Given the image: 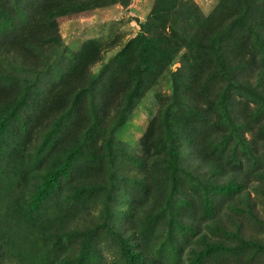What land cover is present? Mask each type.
Returning a JSON list of instances; mask_svg holds the SVG:
<instances>
[{
    "label": "rangeland",
    "instance_id": "rangeland-1",
    "mask_svg": "<svg viewBox=\"0 0 264 264\" xmlns=\"http://www.w3.org/2000/svg\"><path fill=\"white\" fill-rule=\"evenodd\" d=\"M70 6L75 11L52 14ZM45 31L58 37L43 44L44 57L15 61L25 40ZM230 78L238 89L222 96ZM219 97L215 115L190 120ZM221 122L218 140L227 146L217 153L227 167L213 180L233 181L241 192H217L210 214L201 203L184 208L211 187L188 176L176 200H157L156 188L144 194L147 180L165 176L151 165L156 160L183 158L209 172L197 151L212 154L215 137L200 130ZM135 155L149 159L146 173ZM0 157V264L52 263L60 237L48 211L59 193L93 215L78 227L88 238L64 240L74 247L63 249L90 253L95 264L114 255L124 264V252L138 248L151 259L162 252L168 264H190L186 254L197 245L190 226L212 245L227 244L204 264H264V0H0ZM52 173L51 190L29 213L33 188ZM83 181L97 188L75 198L69 189ZM151 206L160 207L143 231L148 225L137 218Z\"/></svg>",
    "mask_w": 264,
    "mask_h": 264
},
{
    "label": "trees",
    "instance_id": "trees-1",
    "mask_svg": "<svg viewBox=\"0 0 264 264\" xmlns=\"http://www.w3.org/2000/svg\"><path fill=\"white\" fill-rule=\"evenodd\" d=\"M73 6H74V4H73ZM69 8H70V10H67L64 7H61V8L56 7V9L52 12V14L54 16H58L59 13L61 15L62 13H68L70 11H75V8H73L71 6ZM54 35L55 36H53L52 33L45 31V35H43V37L41 39H38L37 41H34L30 38H27L25 40V47L22 48L20 51L16 50V52H14L13 57H14L15 61H20L22 64H24L26 66L28 63H30L29 62L30 59L32 61L33 59H37L40 56L44 57V55H45L44 49L45 48L43 47V44H45V45L48 44V42L50 40L57 41L58 36H57V34H54ZM8 52L6 49L5 54H7ZM228 83L231 86H233V85H235V86H233V87L228 86L227 87V85L225 84L226 85V88L224 89L225 94H223L222 96H229V94H231V91H233L234 89L235 90L238 89V87H236V86H238V83L233 78H230L228 80ZM204 99H209V98L207 96H204ZM221 100H222L221 97H219V98H216L214 103L211 101L210 102L207 101L206 103H208L210 105L209 108L208 107L206 109L205 108L204 109L203 108H197L196 110H193L192 113L190 112L191 113L189 116L190 120L192 119L195 121L196 119H199L200 117H203V118L212 117L213 115H215L214 114L215 112L213 111L212 107H218L219 108V105L222 104ZM217 118L224 119V116L221 114H217ZM226 120L230 123V117L226 118ZM214 124H216V122ZM222 125L223 124L221 122V126L216 125V126H213L211 128H209L207 126V128L203 127L200 130V132L208 133L209 134L208 137H211L212 135H214V137H215V140L212 139L213 142L211 143V145H209V149H208V152L212 153V154H204L201 151H197L199 153V155H201L200 159L206 163L207 167H209L208 168V169H210L209 172L199 173L198 170L188 168L187 166H185L183 158H181L180 161H179V159H177L178 163L176 165L172 164L169 160L164 159L165 160L164 161L162 159V161H159V160H156V158H153L152 160H156L154 163L155 165L153 163H151V165L152 166H158L160 171L165 176L163 178L158 179V180H151L150 182L147 180V182L145 183L146 188L143 191L144 194L149 196L153 193L152 190L154 188H156L153 195L155 196V198L157 200L160 201V198L166 199V197H168V201H170V202L173 200H176L178 195L179 196L182 195V192H180V189L183 186V183H182L183 179L182 178L188 176V177H191L195 183H200L202 188H205V186L207 184H210L211 185L210 189H214V190L209 189L205 193L204 192L200 193L199 196L196 198L195 197L193 198L192 196H190L189 203H186L184 205V208H186L187 206H190L194 209H197L198 205L201 203L200 208H205L206 212L208 214H210L212 211V206L214 204H216V201H217V200L213 199L214 195H215V198H217V194H216L217 192L223 190L224 195H225L226 191H228L229 193H232L233 191H234V193L241 192L240 187L234 185L233 181L225 183L224 185H218V183L213 180V178H217L218 176H220L224 172L223 169H226V167H227L225 164V161H224V156L217 153V152H222L227 146V145H225L224 149L221 148L222 144L218 140V137L220 135H222V133H224ZM232 132H234V131H232ZM230 137H228V138L223 137V140L226 143H228V140L230 139ZM110 140L112 142H114L113 139H110ZM108 145L109 146L112 145L111 142ZM144 153L149 155L148 147H146L143 144V154ZM171 155L174 156L173 154H171ZM138 158L140 160H142L141 162H142V164H144V166L142 167L143 168L142 171L146 173L145 168L149 165V163H148L149 159L143 158V157L141 158V157H138L137 155H135V159H138ZM158 158H160V157H158ZM1 161H3V160L0 157V181L2 180L1 176L3 175L2 174L3 167H2ZM256 163L258 164L259 161L256 160ZM54 181H55V175L52 173L44 179V183H40V184L35 185V188H33L34 192H33V196H32V203H30V210L28 209L29 213H34L32 210V207L36 211V208L38 207V204L41 201V195L42 194L44 195L48 191L51 190L50 187H51V185H53ZM86 183H89V184H85V182L83 181L81 183L82 188H80V190H77V191L74 190L75 188L71 187L69 189L70 193H76L75 198H79L80 196H84V194H87V191H95V188H97V186L95 185V184H97V181L95 184H92V185L90 184L91 182H86ZM179 185H182V186L180 187ZM100 187L101 186H98V188H100ZM259 187H261V186H259ZM219 188H221V189H219ZM262 188L263 187H261L260 189H262ZM246 202L250 204V202L248 200H246ZM155 203H157V202H155ZM167 205H170V204H167ZM238 205L241 207V204H238ZM158 207H160V206H151L148 208V210L143 209L142 212L139 213V217L137 218V220H140L139 223L140 224L142 223L143 225H148V227H145L143 229V231H147L148 230L147 228H150L149 226H150L151 222H153V218L158 213V212H156ZM242 207H244V205ZM84 209H87V210L84 211ZM158 211H160V210H158ZM48 213H50L49 214L50 218L56 219V220H53V223H54L53 226L58 231V237H60V240L54 244V246H56L57 248H60V251L58 252L54 247L52 248V249L56 250V254L52 258L53 260H52L51 264H95L96 261L94 258H90V253H89V257H88L87 254L83 250H82V252L78 251L77 248H79V247H76V251H78V252L73 251V250H75V248H73L72 250H67L68 248L63 249V246L74 247L72 245H67L66 242H68L69 244L75 243L73 240L76 237L82 238V239L88 238L84 234H78L79 233L78 227L83 225V223H87L88 220L91 217H93L92 211H90L88 208H86L85 205H79V204L66 205L64 203L63 196L59 193V197H57V201L54 203V205L52 207L49 208ZM162 214H163V210H162ZM174 215L175 214L172 213V217H171L170 221L168 222L169 229H171L174 225ZM231 222L233 224H238V226H239L238 228L240 230L237 234V237H239L238 239H242L243 234L241 232V227H240L239 223L234 222V221H231ZM190 228H192V230H193L191 234L194 235V237H196L194 241L197 243V245L196 246L192 245L189 247L190 252H187V254H186V257H187L186 260L188 263H190V264H204L205 263L204 259L206 257L212 255L213 253H216V252H212V251L225 249V246L227 245V244H225L226 242L218 240V242H215L212 245L211 243L214 240L209 238V235L202 232L199 229V227H197V230L194 229L193 226H190ZM219 228H218V231H220ZM160 230L163 233V228ZM236 231H237V228L234 229V232H236ZM213 232L216 233L215 230ZM234 232L226 230L224 234L226 237L231 238L233 236ZM170 235L171 234L169 232V236ZM160 237L159 238L155 237L156 242H154V246L155 247L157 246V248H159V250H162V247L164 248L166 245L159 244L158 240L160 239ZM261 246L262 247H261L260 252H264V244H261ZM203 247H205V248L201 249ZM246 247L251 248V244H248ZM147 249H148V247H147ZM134 251L133 252H124V258H125L124 264H168L162 260V258H161L162 252H159L158 260H156L154 258L151 259L150 252H144L139 248L135 249ZM179 254H180V252H176V255L178 257H179ZM250 256H254V254H250ZM111 260L106 259V261L108 262L106 264H123L122 259L116 260V255L112 256Z\"/></svg>",
    "mask_w": 264,
    "mask_h": 264
}]
</instances>
